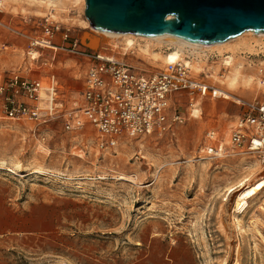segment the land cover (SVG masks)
<instances>
[{
  "label": "rangeland",
  "instance_id": "1",
  "mask_svg": "<svg viewBox=\"0 0 264 264\" xmlns=\"http://www.w3.org/2000/svg\"><path fill=\"white\" fill-rule=\"evenodd\" d=\"M33 14L24 18L1 10L0 38L6 47L0 67L44 80L54 73L58 97L65 108H73L82 99L89 58L62 51L52 61L45 50L32 61L29 36L42 18ZM73 15L76 23L64 24L76 35L113 49L118 39L87 26L85 8L80 5ZM239 36L231 44L251 37ZM254 39L264 43V37ZM258 48L247 60L262 80L264 45ZM129 57L150 70L135 54ZM204 60L219 67V51L208 49ZM191 76L211 83L206 72ZM201 96L175 93L171 104L181 122L162 133L121 137L106 150L99 149L98 135L82 134L85 128L68 132L60 124L46 127L29 118L0 119V160L7 162L0 165V264H235L237 258L239 264H264V224L257 223L260 235L252 222L264 221L258 203L249 206L241 233L228 201L222 213L227 234L219 227L218 191L239 174L241 164L253 156L261 160L259 153L241 152L232 143L222 157L212 159L205 151L206 133L216 130L224 141V128H235L249 103L263 98L264 82L242 87L230 100L208 93L198 118L192 103Z\"/></svg>",
  "mask_w": 264,
  "mask_h": 264
},
{
  "label": "built area",
  "instance_id": "2",
  "mask_svg": "<svg viewBox=\"0 0 264 264\" xmlns=\"http://www.w3.org/2000/svg\"><path fill=\"white\" fill-rule=\"evenodd\" d=\"M3 25L0 19V30ZM33 28L28 54L38 52L35 60L44 57L45 50L51 51L52 61L62 51L89 58L82 99L67 109L58 97L59 82L54 73L44 80L0 67V119L29 118L46 127L60 124L68 132L90 125L100 139L99 149L106 150L115 147L121 137L162 133L181 122L182 116L171 104L175 93L205 96L214 92L212 86L194 79L184 62L168 63L160 71L146 70L135 65L129 53L119 57L109 45L78 36L72 27L49 17H42ZM4 47L6 43L0 38V60ZM247 109L231 133V142L234 148L243 149L241 152L259 153L264 163V96L249 103ZM206 141L208 157L225 155L218 131L209 130ZM260 195L264 198V189Z\"/></svg>",
  "mask_w": 264,
  "mask_h": 264
},
{
  "label": "bare ground",
  "instance_id": "3",
  "mask_svg": "<svg viewBox=\"0 0 264 264\" xmlns=\"http://www.w3.org/2000/svg\"><path fill=\"white\" fill-rule=\"evenodd\" d=\"M80 5L84 11L85 0H0L2 11L14 12L24 16V18L34 13L33 15L73 24L76 23L77 18V15L74 16L73 14L77 12ZM84 23L100 34L117 38L118 41L114 43L113 49L116 48L121 55L123 53H134L137 58L149 63L151 66L149 69L152 71H159L158 69L164 68L168 63L181 61L190 67L195 76L206 72L208 77L211 78V85H209L214 88V92H211L214 97L230 100L237 96L242 87L248 88L253 84L263 85L262 80L254 71L253 64L247 58L253 52L257 53L260 50L259 45H264V43L258 44V40L254 39L255 37H264V33L259 34L251 30L245 31L244 33L251 35V37L240 38L235 44H231L232 40L213 44H197L179 39L155 38L133 33H107L93 28L86 17ZM164 47L166 48L163 49ZM213 48L219 51V67L207 66L204 60L206 51ZM37 56L38 52L31 51L30 58L32 61ZM221 67H224L225 70L223 71ZM35 68L36 65L32 62V69ZM261 70L260 68L259 71ZM203 100L204 95L200 97L198 102L192 103V113L195 117H200V105L203 104ZM208 108L214 110L215 106L210 105ZM233 130L232 125L224 128V141L221 145L223 148L222 155L223 151L231 146V133ZM82 134L87 137H97L96 132L90 125H87ZM253 157L252 161L241 164L239 174L218 191L220 196L219 227L223 234H227V230L222 219V213L230 200L233 202V224L238 232L245 231L243 217L248 212L252 202L258 203V209L264 214V198L260 195V192L264 189V166L258 157ZM206 158L204 157V159ZM6 164V160H0V165L4 166ZM38 170L44 172L41 168ZM121 177L125 176L122 175ZM252 222H256L254 224L255 228L262 235L260 230L257 229V223L264 224V221L256 217ZM64 264L68 263L64 262ZM235 264H239V258L236 259Z\"/></svg>",
  "mask_w": 264,
  "mask_h": 264
},
{
  "label": "water",
  "instance_id": "4",
  "mask_svg": "<svg viewBox=\"0 0 264 264\" xmlns=\"http://www.w3.org/2000/svg\"><path fill=\"white\" fill-rule=\"evenodd\" d=\"M85 16L103 32L197 44L264 33V0H85Z\"/></svg>",
  "mask_w": 264,
  "mask_h": 264
}]
</instances>
